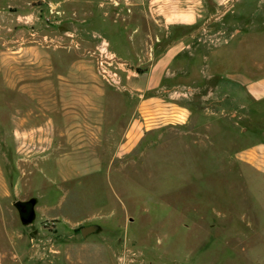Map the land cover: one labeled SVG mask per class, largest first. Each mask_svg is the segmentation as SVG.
Listing matches in <instances>:
<instances>
[{
    "label": "rangeland",
    "instance_id": "1",
    "mask_svg": "<svg viewBox=\"0 0 264 264\" xmlns=\"http://www.w3.org/2000/svg\"><path fill=\"white\" fill-rule=\"evenodd\" d=\"M80 3L0 0V264H264V173L229 156L264 139V100L241 119L232 103L231 132L208 127L195 64L190 120L133 128L140 92L99 75L104 37ZM31 198L24 224L14 203Z\"/></svg>",
    "mask_w": 264,
    "mask_h": 264
},
{
    "label": "crops",
    "instance_id": "2",
    "mask_svg": "<svg viewBox=\"0 0 264 264\" xmlns=\"http://www.w3.org/2000/svg\"><path fill=\"white\" fill-rule=\"evenodd\" d=\"M80 5L84 21L93 16L96 32L118 57L134 66L132 85L140 92V104L128 112L133 128L190 120L193 103L183 96L197 88L180 80L195 79V64L212 98L207 103L213 115L208 127L231 132L227 116L232 103L236 116L250 111L249 100L257 109L264 100V0H81ZM205 32L216 36L218 43L198 42V34ZM231 40L236 41L232 49L227 47ZM248 65L256 69L254 75L248 74ZM172 79L175 83L170 85ZM201 89L200 85L197 91ZM173 93L180 98L172 102ZM207 96H202L203 102ZM194 99L199 104L200 98ZM241 131L247 136V127ZM229 156L264 173L263 138L246 142Z\"/></svg>",
    "mask_w": 264,
    "mask_h": 264
},
{
    "label": "built area",
    "instance_id": "3",
    "mask_svg": "<svg viewBox=\"0 0 264 264\" xmlns=\"http://www.w3.org/2000/svg\"><path fill=\"white\" fill-rule=\"evenodd\" d=\"M91 54L95 58L99 75L108 84L120 90L127 89L125 81L131 78L135 71L134 67L118 57L110 49L109 42L105 38H102L96 48L91 51Z\"/></svg>",
    "mask_w": 264,
    "mask_h": 264
},
{
    "label": "water",
    "instance_id": "4",
    "mask_svg": "<svg viewBox=\"0 0 264 264\" xmlns=\"http://www.w3.org/2000/svg\"><path fill=\"white\" fill-rule=\"evenodd\" d=\"M16 208L19 211L20 218L24 224L32 223L36 218V204L37 199L31 198L29 200H18L15 203ZM100 230V225L97 223H91L83 225L80 228L83 237H88L91 234Z\"/></svg>",
    "mask_w": 264,
    "mask_h": 264
}]
</instances>
